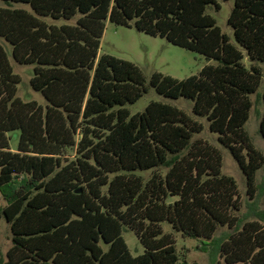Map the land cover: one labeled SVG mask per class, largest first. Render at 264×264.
<instances>
[{
	"label": "trees",
	"instance_id": "trees-1",
	"mask_svg": "<svg viewBox=\"0 0 264 264\" xmlns=\"http://www.w3.org/2000/svg\"><path fill=\"white\" fill-rule=\"evenodd\" d=\"M1 1L0 38L17 64L34 66L30 85L47 105L17 98L20 77L0 45V222L11 233L0 264H196L162 223L202 251L215 248L224 264H264V211L257 221L239 217L221 151L198 137L205 128L217 136L252 200L264 157L244 127L261 81L254 64H264V0H231L230 36L207 13L220 11L215 0ZM107 22L216 63L182 81L149 80L191 115L161 102L130 114L146 78L130 62L98 57ZM259 99L264 140V91ZM124 229L141 255H131Z\"/></svg>",
	"mask_w": 264,
	"mask_h": 264
},
{
	"label": "rangeland",
	"instance_id": "rangeland-1",
	"mask_svg": "<svg viewBox=\"0 0 264 264\" xmlns=\"http://www.w3.org/2000/svg\"><path fill=\"white\" fill-rule=\"evenodd\" d=\"M215 1L220 7V11L214 12L208 9L207 13L213 17L222 33L230 36L231 31L227 26V20L230 16L233 3L231 0L227 2L224 0ZM4 7L6 5L0 0V8ZM16 7L28 8L20 4L16 5ZM0 45L8 55L14 74L20 77V84L17 86V98L24 103L35 102L45 108L47 103L44 97L40 93L35 92L30 85L34 66L17 64L12 59V47L3 38H0ZM104 55L132 63L146 78L147 94L134 105L126 107L131 115L142 113L152 102L169 103L180 109H184L187 114L191 115L184 107L183 104L185 101L183 99L177 101L164 99L154 89L149 87V80L154 74H160L177 81H182L191 76L198 75L203 68L216 64L214 61L208 62L204 56L174 46L164 39L153 38L138 32L133 26L126 28L116 26L109 22L106 23L98 57ZM245 65L248 68L250 67L247 59L245 60ZM254 66L261 72V81L256 93L249 97L253 107L244 129L251 146L264 157V140L258 133L259 122L261 114L263 113V106H261L259 94H263L264 91V64L255 63ZM18 137L19 132L7 134V140L11 150L17 148ZM198 137L209 142L221 151L223 173L232 177L238 186L239 217L247 218L248 221H257L259 213L264 211V168L257 174L252 200H249L246 179L229 151L218 144L217 136L209 133L207 128H205ZM70 155L74 157L73 153H70ZM141 175L147 179L150 177V173ZM0 204H2V201H0ZM262 224L264 225V222ZM161 227L164 233L174 235L178 253L180 256H185L189 263L224 264L215 248L208 249L206 247L207 251H202L200 248H204L205 246L201 245L197 240L183 239L180 234L172 230L168 223H162ZM122 235L133 257H137L144 252L142 245L133 232L124 229ZM10 247V228L2 220L0 222V257H4Z\"/></svg>",
	"mask_w": 264,
	"mask_h": 264
}]
</instances>
